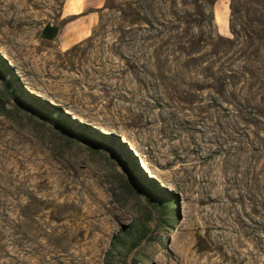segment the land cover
<instances>
[{
  "label": "rangeland",
  "instance_id": "1",
  "mask_svg": "<svg viewBox=\"0 0 264 264\" xmlns=\"http://www.w3.org/2000/svg\"><path fill=\"white\" fill-rule=\"evenodd\" d=\"M97 4L0 0V264H264V6Z\"/></svg>",
  "mask_w": 264,
  "mask_h": 264
},
{
  "label": "crops",
  "instance_id": "2",
  "mask_svg": "<svg viewBox=\"0 0 264 264\" xmlns=\"http://www.w3.org/2000/svg\"><path fill=\"white\" fill-rule=\"evenodd\" d=\"M99 0H64L63 5V16L64 18H72L78 16L80 13H82L84 10H86L88 7L90 8H98V2ZM86 22V28L90 29L94 26L96 22V17L94 15H91L88 13ZM84 31L83 28L76 29L72 33V39L71 37L67 39V44H70L73 41H76L80 34ZM217 32L220 35L227 36L229 34V28L227 25L221 24L219 25L217 23Z\"/></svg>",
  "mask_w": 264,
  "mask_h": 264
},
{
  "label": "trees",
  "instance_id": "3",
  "mask_svg": "<svg viewBox=\"0 0 264 264\" xmlns=\"http://www.w3.org/2000/svg\"><path fill=\"white\" fill-rule=\"evenodd\" d=\"M238 1H243V3H245V4L252 1L254 3H259L260 5L264 6V0H238ZM232 11L236 13V11H234V8H232ZM244 11L246 14H248L250 12V9L247 7H244ZM242 29L244 32V39H251L250 37H251V35H253V31L251 29H244V28H242ZM246 31H248L249 33L251 32V35H249ZM231 33H232L234 39L240 44V41L243 39V37L240 36V32H238L236 30L234 25H231ZM253 36H256V35H253ZM230 86H231V89H233L234 91L236 90V87L234 85H230Z\"/></svg>",
  "mask_w": 264,
  "mask_h": 264
},
{
  "label": "water",
  "instance_id": "4",
  "mask_svg": "<svg viewBox=\"0 0 264 264\" xmlns=\"http://www.w3.org/2000/svg\"><path fill=\"white\" fill-rule=\"evenodd\" d=\"M59 31V26L46 24L41 30V38L45 41H53L57 38Z\"/></svg>",
  "mask_w": 264,
  "mask_h": 264
}]
</instances>
